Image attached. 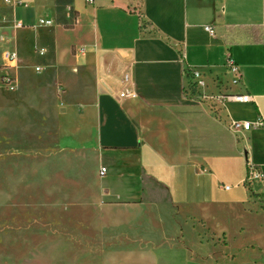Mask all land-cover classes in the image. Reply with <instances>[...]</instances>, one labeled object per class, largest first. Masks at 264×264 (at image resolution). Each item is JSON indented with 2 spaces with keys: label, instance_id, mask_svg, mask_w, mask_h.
<instances>
[{
  "label": "crops",
  "instance_id": "crops-1",
  "mask_svg": "<svg viewBox=\"0 0 264 264\" xmlns=\"http://www.w3.org/2000/svg\"><path fill=\"white\" fill-rule=\"evenodd\" d=\"M0 31L21 92L1 95L0 129L41 122L66 152L34 167L66 237L49 264H264V126L228 127L264 121V0H0ZM187 66L207 94L251 100L194 99Z\"/></svg>",
  "mask_w": 264,
  "mask_h": 264
},
{
  "label": "rangeland",
  "instance_id": "rangeland-1",
  "mask_svg": "<svg viewBox=\"0 0 264 264\" xmlns=\"http://www.w3.org/2000/svg\"><path fill=\"white\" fill-rule=\"evenodd\" d=\"M14 23L9 25L15 31ZM12 40L0 31V97L11 92L6 98L15 102L21 92L12 93L6 79L20 64L9 67L3 57L7 50L17 52L10 46ZM19 54L22 64H33L39 58L38 51L22 46ZM42 124L25 131L14 118L10 130L0 129V264H49L52 257H61L66 244L65 235L51 229V220L43 217L48 216L50 206L49 172L34 169L50 163L62 166L66 152L55 132L43 137L53 127Z\"/></svg>",
  "mask_w": 264,
  "mask_h": 264
},
{
  "label": "built area",
  "instance_id": "built-area-1",
  "mask_svg": "<svg viewBox=\"0 0 264 264\" xmlns=\"http://www.w3.org/2000/svg\"><path fill=\"white\" fill-rule=\"evenodd\" d=\"M89 1L91 2L92 0H89ZM42 22L49 23V21H43V20ZM14 24L16 28L22 27V23L20 21H15ZM205 28L211 35L215 34V30L212 26H206ZM39 52L40 54H44L45 50L41 49ZM3 57L10 64L15 63L18 59V55L15 51H5L3 54ZM226 66H227V69L233 75V79H232L233 84H237L241 78L240 68L238 64L234 61V59L231 56H229L227 58ZM36 70L37 71L41 70V66H37ZM185 71L191 76L193 80L192 85H191L192 88L196 90L200 89L202 91L194 99L203 101V100H217V99L225 100L226 98H228V99H233V100L240 101V102H249L251 100V96L249 94H231V95H226V96H223V95L214 96L211 94H207L206 92H204V90L207 88L208 85H207L206 80L203 77V73L200 70L191 68L189 66L186 67ZM125 78L127 79L128 76L125 75ZM6 80H7L6 81L7 84L9 85V88L11 90H14L16 86L10 85L12 78L8 77ZM121 96H135V94L133 92H129L128 90H126V91L121 92ZM254 126H264V121L260 119L256 122V124H254L253 122H250V121H240V120L230 119L228 123L229 129L234 133H238L241 130H250ZM105 172H106V168L103 167L101 169V174H104ZM259 175H260V172L257 170V168L253 165H250L248 169L247 180L257 178ZM225 188L228 189L229 186L226 185Z\"/></svg>",
  "mask_w": 264,
  "mask_h": 264
}]
</instances>
